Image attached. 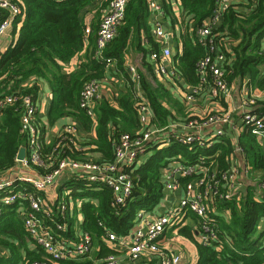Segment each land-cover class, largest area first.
<instances>
[{
	"label": "trees",
	"instance_id": "1",
	"mask_svg": "<svg viewBox=\"0 0 264 264\" xmlns=\"http://www.w3.org/2000/svg\"><path fill=\"white\" fill-rule=\"evenodd\" d=\"M110 1L25 0L24 17L15 21L14 41L1 54L0 100L7 96H31L37 100L43 86L47 84L52 94L48 111L49 123L55 124L64 118H70L79 130L83 129L94 135L84 140L79 139L76 144L63 137L55 138L48 145L44 144V155H53L54 163L66 157L78 161L92 159L110 162L114 158V145L120 137L140 129L139 107L126 58L132 47L139 54L140 88L154 111L155 126L164 128L176 121L184 123L197 119L187 113L185 103L176 102L169 85L155 74L154 65L148 60L151 54L162 50V42L153 35L148 0L130 1L124 23L116 37L101 55L97 53L98 30L103 12ZM219 1L179 0L183 28L180 36L175 39L176 53L171 58L178 76L177 85L184 90L200 86L198 66L210 54L211 48L216 47L225 54L221 66L230 88L238 82L244 84L249 81L251 89L257 87L262 90L264 0L232 3L202 44L198 30L214 16ZM162 5L166 16L171 17L174 14L172 5ZM89 15H93L90 23L92 32L85 39L86 19ZM76 56H82L80 64L74 71L68 72L67 66ZM109 73L121 77L126 85L112 99L101 98L97 101V122L94 126L92 119L81 108V94L84 86L92 80L104 84L108 81ZM211 79L209 77L199 100L213 94L214 84ZM257 104L254 112L259 116L264 115V99ZM17 107L18 104L0 108V174L16 165L18 154L26 141L21 133V110L18 111ZM240 122L244 129L237 145L244 150L246 163L258 177L252 176L254 184L247 186L246 191H240L236 198L218 202V211L223 213L221 219L216 217L220 239L225 240L222 249L200 245L189 227H183L179 231L196 245V264H264V197L259 199L257 194L258 186L264 183V146L252 134L251 126L246 125L243 119ZM177 137L171 138L166 146L159 142L150 145L141 162L127 168L134 180V189L124 205L115 204L114 193L107 186L76 178L66 183L65 186L75 198L85 200L82 205L83 228L99 246L98 258H104L113 252L103 241V235L107 231L126 236L133 230L140 210L150 212L158 208L165 197L164 170L169 164L177 159L195 163L199 156H212L217 169L225 170L236 148V144L227 137L210 148L192 150L190 146L180 143ZM60 142L61 145L57 148ZM189 180H183V184ZM18 208V203L2 207L0 250L8 251L10 256L0 257V264H31L40 259L37 253L30 251H27L25 258L22 257L21 248L26 232L23 221L17 217ZM226 210L229 211L230 219L224 215Z\"/></svg>",
	"mask_w": 264,
	"mask_h": 264
},
{
	"label": "built area",
	"instance_id": "2",
	"mask_svg": "<svg viewBox=\"0 0 264 264\" xmlns=\"http://www.w3.org/2000/svg\"><path fill=\"white\" fill-rule=\"evenodd\" d=\"M131 0H111L103 12V18L98 30L97 53L106 49L116 37L119 28L123 25L127 7ZM241 0H220L214 16L198 30L200 42L210 36L213 27L217 25L222 15L232 3ZM154 37L162 42L160 53L150 55L155 74L163 83L169 86L177 85V73L171 62L173 51L170 47V34L165 29L164 19L166 12L162 0H148ZM25 0H0V39L4 38L13 28L18 17H24ZM92 30L87 25L85 35L87 39ZM230 52V49L227 48ZM1 57V53H0ZM127 58V55H126ZM225 54L212 47L210 54L200 62L199 74L201 85L185 89L184 103L188 110L196 105L203 94L204 86L213 80V94L206 99L232 100V88L227 85L222 63ZM172 66H168V64ZM133 81V89L139 107L141 127L133 134H123L114 145V158L110 162H99L88 159L78 161L66 157L53 161V155L46 157L39 115L42 110L40 97L36 100L31 96H7L0 100V108L14 107L21 110V133L25 136V157L16 159V165L7 172L0 174V216L2 207L15 203L19 204L18 217L23 221L25 242L40 256L31 264H183L184 252L174 249L167 236L178 235L181 228L191 226L197 242L202 246H215L216 250L223 248L225 240L220 238L216 212L218 202L232 200L240 192L239 182L242 175L252 179L254 173L249 166L244 167L245 153L237 143L244 127L236 120H242L251 126L252 134L260 139L264 146V115L254 112L257 102L264 99V92L254 95L248 86L243 84L241 104L230 111L210 110L187 122H173L159 128L153 123L154 111L140 88V75L133 64H127ZM103 83L96 80L88 82L80 98L81 108L96 125V103L101 99ZM179 86V85H178ZM181 88V87H180ZM253 91V90H252ZM175 133H178L176 135ZM178 136L183 145L195 148H210L223 138L236 143L234 154L230 158L227 169H217L213 157L199 156L195 163L175 160L164 170V193L169 203L168 210L151 219H145V213L138 212V223L126 236L107 231L103 241L108 249L113 250L104 258H95L93 255V236L84 230V215L82 198H75L72 191L67 189L66 183L71 179H83L91 184L107 186L112 189L116 205H124L134 189L132 175L127 172L141 162L148 152L150 145L157 142L166 146L171 138ZM63 137L76 144L81 139L75 122L65 125L57 138ZM61 142L58 144L59 148ZM217 156V155H216ZM215 158V157H214ZM258 177V174H256ZM190 179L186 185L183 180ZM254 180V179H253ZM256 180V178H255ZM183 186V187H182ZM185 187V189H183ZM183 189V197L173 198L176 192ZM264 193V183L258 186V197ZM2 206V207H1ZM81 212L82 217L74 223L73 215ZM229 216V211H224ZM194 223H189L191 217ZM101 227H104L100 223ZM98 249V248H97ZM100 250V249H99ZM99 252V251H98ZM10 253L0 250V257H8ZM92 260L90 261L89 258Z\"/></svg>",
	"mask_w": 264,
	"mask_h": 264
},
{
	"label": "crops",
	"instance_id": "3",
	"mask_svg": "<svg viewBox=\"0 0 264 264\" xmlns=\"http://www.w3.org/2000/svg\"><path fill=\"white\" fill-rule=\"evenodd\" d=\"M163 3H170L172 5V14L171 17L166 16V18L164 19V24H165V29L166 31L170 34L171 39H170V47L173 51V55L176 53V42L175 39L176 37L180 36V31H182L183 28V20L181 17V6H180V2L179 0H162V4ZM167 15V14H166ZM151 17V16H150ZM22 17H18L17 19H20ZM16 19V20H17ZM15 20V21H16ZM15 21L13 24V28L10 31V41H7L6 39H0V53H4L13 43L14 41V37H13V32H14V26H15ZM86 23L87 25H90L92 18H87L86 19ZM150 21L152 22V19H150ZM174 21V22H173ZM20 26V24H18V27ZM19 29V28H18ZM16 35L18 36V34L16 33ZM80 59H82V56H76L71 63L67 66V71L71 72L74 71L80 64ZM148 60L150 61V56L148 57ZM150 63H152L150 61ZM127 64H133L138 68H140V60H139V54L136 52L135 47H132L127 54ZM168 66H172V64H168ZM126 85V82H124L122 80L121 77L116 76L115 74H108V81L106 80L104 82V84L102 85V90H101V98H108V99H112V96H117L119 93V90L124 88V86ZM43 86V85H42ZM43 91L41 93L40 99L42 102V110L41 113L39 115V119H40V128L41 130H43V139L46 141V143H51L58 135L59 132L62 130V128L67 125V123H71L74 122L72 119L70 118H64L60 121H58L55 124H50L48 121V111H49V107L52 101V94H51V90L49 89V86H47V84H45L43 86ZM172 93L174 94V99L176 100V102H180V103H184V96H185V90L183 88H180V86L178 85H171L168 86ZM257 88V87H256ZM260 90V89H259ZM264 90V89H263ZM242 92H243V84L239 83L238 84H234L232 86V96L234 98H232V100H227V99H217V100H210V99H204V100H199L197 102L196 105L192 106L190 110L187 109V113L190 116H195V117H201V115H203L204 113H206L207 111L210 110H215L216 112H220V111H230L232 112L234 109H236L240 104H241V96H242ZM256 94H260L261 93H256ZM173 113L175 115L176 112L173 111ZM236 122L242 126L241 122L239 119L236 120ZM79 135L81 140H84L88 137L94 136L93 133H86L83 129L79 130ZM232 143L235 145L236 143L233 142V136H232ZM23 148V147H22ZM188 183V182H186ZM186 183L184 185H186ZM251 182L249 179H240L239 182V186L240 189L242 191H246V187L250 186ZM183 187V186H182ZM185 189V187L183 188ZM183 189H181L180 191L176 192L175 195H173V198H182L183 197ZM175 204V202H170L168 200H166L165 198L161 201L160 205L158 206V208L154 211H145V210H140L139 212H143L145 213V219H151L154 216H160L162 214H164L168 208L170 207V204ZM138 214V213H137ZM217 217H219L221 219V216L223 215V213H221L220 211L216 212ZM220 215V216H219ZM18 217V216H17ZM82 214L81 212H75V214L73 215V219H74V223H78L81 220ZM195 222V217L192 216L191 220H190V224ZM136 223H138V217H136ZM192 229V224L191 226H186ZM183 229V228H181ZM180 229V230H181ZM173 237V238H172ZM168 240H170V238H172L170 245L174 248V249H182L184 252V257H183V264H196L197 260H198V251H197V247L196 245L191 242L188 238H183V236L181 237V234L179 233V235H173V234H169L167 236ZM97 251L95 253V258L97 259V255H98V251H99V246H97ZM27 251L30 252H37L35 251V249H33L32 247H30V245H27L26 242L24 241L23 247L21 248V254L22 257L25 258ZM89 260H92L89 258Z\"/></svg>",
	"mask_w": 264,
	"mask_h": 264
},
{
	"label": "rangeland",
	"instance_id": "4",
	"mask_svg": "<svg viewBox=\"0 0 264 264\" xmlns=\"http://www.w3.org/2000/svg\"><path fill=\"white\" fill-rule=\"evenodd\" d=\"M92 16L93 15H89V17L88 18H92ZM181 17H182V20H183V15H182V13H181ZM3 39H6L7 41H10V33H8ZM248 86H250L249 85V81H248ZM250 90H251V88H250ZM253 90V91H252ZM252 90H251V92H253V94L254 95H256V93H260V92H264V90L262 89V90H259L258 88H252ZM234 98V97H233ZM61 132V131H60ZM60 132H59V134H60ZM57 138V137H56ZM244 167H246V166H248V164L245 162L244 163ZM250 167V166H249ZM251 168V167H250ZM251 170H252V168H251ZM254 176H256L255 174H254ZM246 177H245V175H242V177H241V179H245ZM250 180V182H251V184H254V180H252V179H249ZM240 191H242V190H240ZM264 197V193L262 194V197L261 198H263ZM260 197H259V199H261ZM228 219H230V217H228ZM217 220V219H216ZM178 235H179V233H178ZM183 236V238L185 237L184 235H182L181 234V237ZM186 238V237H185ZM94 249H93V255H95V253H96V251H97V244L95 243L94 244Z\"/></svg>",
	"mask_w": 264,
	"mask_h": 264
},
{
	"label": "water",
	"instance_id": "5",
	"mask_svg": "<svg viewBox=\"0 0 264 264\" xmlns=\"http://www.w3.org/2000/svg\"><path fill=\"white\" fill-rule=\"evenodd\" d=\"M25 157V148H22L18 154V159L22 160Z\"/></svg>",
	"mask_w": 264,
	"mask_h": 264
}]
</instances>
